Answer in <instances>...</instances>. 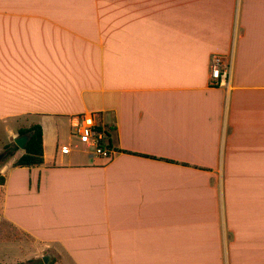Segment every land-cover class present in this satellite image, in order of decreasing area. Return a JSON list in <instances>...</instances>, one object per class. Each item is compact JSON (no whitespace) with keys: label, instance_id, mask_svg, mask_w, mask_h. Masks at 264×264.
<instances>
[{"label":"crops","instance_id":"1","mask_svg":"<svg viewBox=\"0 0 264 264\" xmlns=\"http://www.w3.org/2000/svg\"><path fill=\"white\" fill-rule=\"evenodd\" d=\"M83 114L114 156L49 154ZM33 124L43 164L13 167ZM0 128V220L35 244L0 264H264V0H0Z\"/></svg>","mask_w":264,"mask_h":264},{"label":"built area","instance_id":"2","mask_svg":"<svg viewBox=\"0 0 264 264\" xmlns=\"http://www.w3.org/2000/svg\"><path fill=\"white\" fill-rule=\"evenodd\" d=\"M228 73V66L224 57L221 55H213L210 65V83L212 85L225 84ZM97 126L92 114L80 115L72 123L73 130L82 144L91 148L95 155L110 159L117 151L106 146V135L103 130L98 131ZM60 151L62 153H68L70 152V146L63 144L60 146Z\"/></svg>","mask_w":264,"mask_h":264},{"label":"rangeland","instance_id":"3","mask_svg":"<svg viewBox=\"0 0 264 264\" xmlns=\"http://www.w3.org/2000/svg\"><path fill=\"white\" fill-rule=\"evenodd\" d=\"M22 122H23V120H22ZM9 124L13 125L15 127L19 123L18 124L17 123H9ZM47 135L50 137L48 139V142H47V152H49V154H54V152H55L54 142L56 140H58L57 142L60 146L62 144H68L69 145V144H72L73 142H76V141L81 143L79 141V139L77 137H75L74 134L71 133V128L67 124L62 126V129L59 131L58 136H57V133L55 131H51V130L47 132ZM6 142H8V144L5 145V147L13 144L12 140L9 141L8 132L3 130L2 128H0V143H6ZM88 149L90 151H92L91 148H88ZM2 158H3V156H2ZM2 158L0 159V162H1ZM0 201H1V193H0ZM0 208H1V202H0ZM12 239L13 240L15 239V241H18L20 243V245H22L24 247L29 242H32V244H33L32 239L28 238L25 234H23L19 231H16L14 228H11L8 224H6L0 220V257L3 256V252L6 251V249H4V250L2 249V247L4 248L3 243L8 244L10 241H12ZM32 244H30V246ZM33 246H35V244H33ZM10 251H11V249H10ZM12 252L15 254L14 249L12 250ZM47 255H49V256H47ZM53 255H54V252L50 248H45V249L40 248L39 250L38 249L36 250L35 256H33V254H31V257L29 260H25L24 262H18L16 264H44L45 262H44L43 258L47 257L46 263H48L51 260V256H53ZM9 256L12 257V254ZM28 261H31V263H28Z\"/></svg>","mask_w":264,"mask_h":264},{"label":"trees","instance_id":"4","mask_svg":"<svg viewBox=\"0 0 264 264\" xmlns=\"http://www.w3.org/2000/svg\"><path fill=\"white\" fill-rule=\"evenodd\" d=\"M98 131H104L106 135V140L108 141L106 146L111 147L110 143V135L112 131H114V128L112 127H96ZM19 135H27L28 140L27 143L24 146V152L16 157L13 162V167H33V166H40L43 164V133L40 125L33 124L27 128H21L18 131ZM17 145H15V149H17ZM12 156L14 155V152L12 150L7 151V153L4 155L6 156ZM5 177L0 173V185L4 184Z\"/></svg>","mask_w":264,"mask_h":264},{"label":"water","instance_id":"5","mask_svg":"<svg viewBox=\"0 0 264 264\" xmlns=\"http://www.w3.org/2000/svg\"><path fill=\"white\" fill-rule=\"evenodd\" d=\"M28 136L27 135H19L14 138V143L21 149H24L25 144L27 143ZM3 154H0V159L2 158ZM44 262H47V257L43 258Z\"/></svg>","mask_w":264,"mask_h":264}]
</instances>
